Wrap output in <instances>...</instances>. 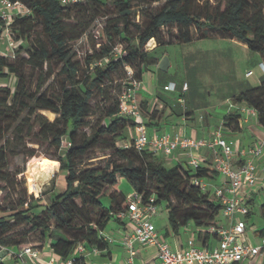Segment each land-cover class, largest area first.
Masks as SVG:
<instances>
[{
    "label": "trees",
    "instance_id": "trees-1",
    "mask_svg": "<svg viewBox=\"0 0 264 264\" xmlns=\"http://www.w3.org/2000/svg\"><path fill=\"white\" fill-rule=\"evenodd\" d=\"M19 1L31 14L16 17L11 25L15 44L13 57L17 53V58L12 63L8 56L0 55V190L2 183L10 181L12 139L9 133L24 136L26 129L29 134L25 139L30 143L52 148V157L60 164L65 186H56L51 196L45 193L37 198L28 196L25 189L23 196L9 207H4L0 199V245L23 247L25 237L16 238L17 234L12 233L25 226L26 235L39 234L43 242L50 243L54 256L60 260L73 257L80 245L86 249L107 250L109 244L101 233L112 220L120 222L113 215L128 206L129 198L119 188L123 180L132 184L145 204L154 197L157 206L165 205L169 229L175 237L193 225L200 229L196 233L198 241L206 245L211 233L208 229L218 226L222 206L212 192L204 193L196 187L193 179H210L217 172L200 167L197 174H192L181 165L168 167L154 152H140L134 147L122 149L115 143L108 159L117 154L122 162H108L104 167L95 162L84 164V158L104 137L125 139L126 131L134 130L136 125L120 115L117 100L116 105L107 110L103 121L91 127V101L97 93L105 94L106 83L124 69H132L141 80L144 70L158 66L160 58L156 50L174 43L188 44L194 39L212 37L237 39L264 59V0H226L223 8H214L202 0H165L157 12L148 14L135 10L139 0H87L70 7L63 6L61 0ZM74 11H83L93 21L107 19L100 31V50L87 56L84 63L72 55L70 42L77 38L65 22ZM37 25L42 38L30 47L31 34ZM167 29H174L176 33ZM119 38L126 46L120 56L115 57L113 53ZM151 41L156 42L153 50L147 49ZM21 53H26L27 57L20 56ZM102 60L107 62L101 64ZM136 63L140 68H132ZM26 69L39 75L40 80L45 81L44 76L53 78L60 86V96L53 98L33 92L27 86ZM12 78L15 79L14 90L2 85ZM121 88H124L122 84ZM233 100L254 109L259 124L264 127V82ZM141 108L144 115L142 104ZM42 113L56 118L50 121ZM23 114L21 124H17ZM239 117L226 116L224 127L238 131ZM87 129L91 130L90 134ZM41 155L35 154L30 159L36 160ZM106 195L112 200L110 207L102 202ZM211 234L217 238V234ZM83 261V257L75 256V264H83Z\"/></svg>",
    "mask_w": 264,
    "mask_h": 264
},
{
    "label": "rangeland",
    "instance_id": "rangeland-1",
    "mask_svg": "<svg viewBox=\"0 0 264 264\" xmlns=\"http://www.w3.org/2000/svg\"><path fill=\"white\" fill-rule=\"evenodd\" d=\"M202 1L208 2V4L214 8H223L226 2V0ZM164 3L165 0H139L135 5V10H137L138 13L141 12V14L154 13L157 12ZM106 20V18H97L93 21L91 17L83 11H74L65 19L66 24L72 30L71 34L74 38H77L70 42L73 48L72 55L75 60L84 63L87 56L100 50L102 45L100 31L105 26ZM140 22H143L142 17H140ZM168 31L176 33L174 29H167V32ZM31 35L30 47L37 44L42 38L40 35V26L37 25L35 31ZM153 44L154 43L151 42L150 45L147 46V49ZM125 46L126 42L124 40L121 38L117 39L113 53L114 56H120L121 50ZM255 54L258 53H244L242 49L237 47V45L232 43L229 39L217 37L203 40L195 39L188 44L174 43L161 47L160 50L157 51V55L160 59L167 56L171 62V67L167 71H161L156 67L154 71L161 76L164 83L173 81L177 85H190L195 94L191 99V103L194 106L196 105L195 109H197V111L204 113L205 111L208 112V110L205 109V106L208 104L218 107L219 110L223 108L227 103L224 102V97L227 94L231 93L234 98L236 95L246 92L252 87H258L264 82L263 79L259 84L255 86L252 85L262 70L259 63L260 59L256 58ZM16 56H8L9 61L13 63L17 58ZM20 56L27 57L26 53H21ZM106 62L107 60H102L101 64H105ZM132 68H140L139 63L132 65ZM127 69L115 74L113 80L106 83L105 94L97 93L93 97L91 101L92 113L89 118L91 127L101 123L107 110L115 106L117 100L120 102L124 90V88H121V84L124 87ZM248 72L254 74L251 79L246 78ZM25 74L27 86H29L33 92L40 94L45 93L47 96L53 98H58L60 96V86L58 83L54 82L53 78L47 79V77L44 76L46 80H40L39 75H34L30 69H26ZM247 83H250L252 87L250 88V86H247ZM2 85L9 86L14 90L15 79L12 78L3 81ZM185 99L189 103L188 96ZM42 114L50 121L56 118L55 115H50L48 113ZM24 117L25 114H23L22 119H20L17 124H21ZM86 132L90 134L91 130L87 129ZM27 134H29L28 129H26L24 136H14L12 131L9 133V137L12 139L10 143L12 155L8 168L10 181L7 184L2 183V190H0V199L4 207H9L14 204L23 196L25 189L28 196L37 198L45 193L51 196L56 192V186L60 188L65 186L63 174L60 173V164L58 165L55 163L54 161L57 160L52 157L54 153L52 148L48 145L40 147L30 143L25 139V135ZM135 135V131L129 129L126 131L125 139L122 140L114 139L109 136L104 137L100 145L96 149L90 151L84 158V164L95 162V165L104 167L108 162H122L117 154H114L112 159H108L109 154L113 152L110 148L114 143L118 148H131ZM39 153L42 154L41 157L36 160L30 159L33 155ZM39 172H44V177L42 180L37 181L35 180V175ZM119 188L126 196H129V198H131L135 192L132 184L125 180L121 182ZM102 202L105 207H110L112 205V200L109 195L104 196ZM259 212V209H255V217L252 220L254 223L260 220ZM222 218L223 214L220 212L217 217L218 223ZM153 222L159 232H165L169 222L165 205L161 206L159 214L154 218ZM24 230L25 226H21L12 233L17 234L16 238H21V236L25 237L24 246H30L40 251L49 246L50 243L43 242L39 234L26 235ZM255 264H264L263 259L257 260Z\"/></svg>",
    "mask_w": 264,
    "mask_h": 264
},
{
    "label": "built area",
    "instance_id": "built-area-1",
    "mask_svg": "<svg viewBox=\"0 0 264 264\" xmlns=\"http://www.w3.org/2000/svg\"><path fill=\"white\" fill-rule=\"evenodd\" d=\"M86 1L61 0V4L70 7ZM30 14L31 11L28 7L19 0H0V21L3 24V34L0 39L6 40L14 49L11 25L16 17H25ZM251 75V72L248 73V76ZM141 86L142 82L135 77L134 71L130 68L127 69L124 90L120 98V115L133 120L136 124L134 128L136 135L131 147L140 152L149 150L166 157L173 156L177 150H184L190 157L189 170L192 174H197V170L202 167L200 161L194 157L196 151L201 149L218 151L214 170L226 181L223 186L214 190L213 195L219 199L222 206L221 212L229 220V224L227 226H212L208 229L209 232L217 234L219 242L214 247L203 245L192 238L182 249L173 250L167 242L160 239L159 232L153 222L160 209V206L155 204V198H151L145 204L142 197L134 193L128 199L127 208L113 215L121 223L132 226L121 238L122 245L129 254L127 264H136L138 245L155 246L159 264H255L261 258L264 262V239L258 246L249 244L245 239L248 227L246 217L250 210L246 198L240 195L242 188L254 187L262 178L264 179V167L259 169L254 162L255 158L261 154L262 149L250 150L245 163L236 167L232 162L235 155V144L226 140L221 130L215 131L211 139H195L169 133L149 136L148 128L143 121V111L137 99ZM169 89H174V86L165 88V90ZM187 89L188 85L184 84L183 90ZM247 109L249 114L257 117V112L254 109L248 107ZM193 184L204 193L211 192L208 179L195 177ZM101 235L106 241L108 240V236L104 232ZM86 250L85 246L80 245L73 257L60 260L54 255L44 259L40 250L30 246L15 249L0 245V262L13 260L18 264H27L28 258H32L42 264H75V256L85 253ZM92 251L98 252L96 248H92Z\"/></svg>",
    "mask_w": 264,
    "mask_h": 264
},
{
    "label": "crops",
    "instance_id": "crops-1",
    "mask_svg": "<svg viewBox=\"0 0 264 264\" xmlns=\"http://www.w3.org/2000/svg\"><path fill=\"white\" fill-rule=\"evenodd\" d=\"M2 34L3 24L0 21V37ZM229 40L242 49L244 53H252L244 42L237 39ZM152 43L154 44L149 50H153L156 47V42L152 41ZM160 48L161 47H159L156 52L160 50ZM13 54L14 49L11 48L8 42L0 39V55L12 56ZM255 55L256 58L260 59L259 63L262 70L256 81L253 82V86L259 84L264 79V59L260 54ZM170 67L171 62L169 68ZM155 69L156 67H152L143 71L141 79L142 86L137 94V99L144 109L145 114L143 121L148 126L149 136L169 133L171 135L178 134L183 137L195 139H211L215 131L221 130L223 137L235 144V155L232 160L234 166H242L245 163L247 154L250 150L261 148V154L255 158L254 162L259 169L264 167V127L259 124L257 117L248 113V109L244 104L235 103L232 99V94L229 93L224 97V102L227 103L223 108L219 110L218 107L210 106V104H208L205 106V109H207L208 112L205 111L204 113H200L195 109L196 105L194 106L191 103V99L195 94L190 85L188 86V89L184 91L183 84L177 85L173 81L164 83L161 76L155 73ZM248 73L246 74V78L251 79L254 74L248 76ZM168 86H174V89L165 90ZM247 86H250V88L252 87L250 83H247ZM187 96L189 98V103L185 99ZM233 114L240 116L238 119V131H232L231 129L224 127L226 116ZM218 153L219 152L215 150L201 149L194 153V157L200 161L202 167L214 170L215 158ZM158 156L166 161L168 167L181 165L186 169H190V157L188 152L184 150H177L174 155L170 157L161 154ZM208 181L213 194L214 190L223 186L226 180L222 175L217 173L212 178L208 179ZM240 195L246 198L250 210V216L246 218L248 227L245 239L249 244L258 246L264 239V210L262 209L264 206V179L262 178L254 187L247 186L242 188ZM127 197L129 198V196ZM255 209H259L260 211V220L256 223L252 221L255 217ZM228 224L229 220L223 214V218L218 223V226H227ZM131 227V224L112 220L104 232L105 235L108 236V249L105 251L98 250L97 253L93 252L92 249H87L85 253H79L77 256L84 258L83 264H127L129 254L122 245L121 238L128 229H131ZM199 230L200 229H195L193 225H189L179 237H175L169 229L168 222V227L165 232H158L162 241H165L172 246L171 248L173 250H177L185 247L189 239L194 238L198 241L196 233ZM198 242L203 244L202 240ZM218 242V238H215L210 233V238L207 240L206 244L210 247H214ZM40 252L44 259L54 255L49 246ZM137 252L138 254L135 260L136 264H159L157 248L155 246L138 245ZM6 262L8 264H18L13 260ZM27 264L42 263L33 260L32 258H28Z\"/></svg>",
    "mask_w": 264,
    "mask_h": 264
},
{
    "label": "water",
    "instance_id": "water-1",
    "mask_svg": "<svg viewBox=\"0 0 264 264\" xmlns=\"http://www.w3.org/2000/svg\"><path fill=\"white\" fill-rule=\"evenodd\" d=\"M169 66H170V60L168 59L167 56H164V57L160 60V62H159V64H158V68H159V70H161V71H167L168 68H169Z\"/></svg>",
    "mask_w": 264,
    "mask_h": 264
},
{
    "label": "bare ground",
    "instance_id": "bare-ground-1",
    "mask_svg": "<svg viewBox=\"0 0 264 264\" xmlns=\"http://www.w3.org/2000/svg\"><path fill=\"white\" fill-rule=\"evenodd\" d=\"M44 177V172H39L35 175V180L40 181Z\"/></svg>",
    "mask_w": 264,
    "mask_h": 264
}]
</instances>
